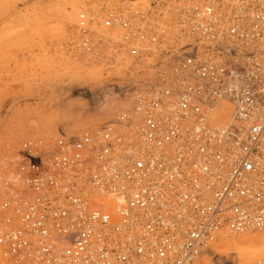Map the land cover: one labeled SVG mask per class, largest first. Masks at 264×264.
<instances>
[{
	"label": "built area",
	"instance_id": "2783aa9c",
	"mask_svg": "<svg viewBox=\"0 0 264 264\" xmlns=\"http://www.w3.org/2000/svg\"><path fill=\"white\" fill-rule=\"evenodd\" d=\"M114 5L102 7L95 24H114L126 35L97 34L82 16L84 28L77 26L62 49L108 63L159 51L171 75L139 96V132L128 116L96 139L85 135L71 153L63 146L53 165L80 171L89 192L78 183L48 182L39 158L30 181L38 197L0 200V247L20 263L201 264L218 231L264 226V0ZM223 103L233 107L232 124L214 130L213 113ZM143 142L149 149L134 158ZM118 155L127 158L117 167ZM115 182L124 188L113 189ZM128 188L137 191L117 206L122 227L110 226L120 220L115 207L116 222L88 203L89 194L108 201ZM51 231L73 245L64 262L46 240Z\"/></svg>",
	"mask_w": 264,
	"mask_h": 264
},
{
	"label": "rangeland",
	"instance_id": "374dc122",
	"mask_svg": "<svg viewBox=\"0 0 264 264\" xmlns=\"http://www.w3.org/2000/svg\"><path fill=\"white\" fill-rule=\"evenodd\" d=\"M98 1L0 0V156L15 157L13 161L8 159L7 164L11 165L9 168H15L14 176L21 183H27L30 178V165L36 157L51 159L59 151L60 142L77 139V134L81 138L83 132L86 134L101 128L111 119V116L109 119L103 116L95 120L93 99L87 94V89L92 83L121 84L117 79H108L120 75V69L62 49L81 9H93ZM149 61L144 59L140 62L145 64ZM124 64L123 61L122 66ZM93 67L99 74L97 72L94 77L82 75V69L88 71ZM146 67L150 66L146 64ZM120 95L123 97L122 92ZM89 108L92 111L87 110ZM91 122L94 124L87 126ZM83 125V131L75 130ZM1 178L3 184L13 182H8L4 174ZM5 185L7 189L0 193L3 200L11 199V190L16 195L21 194L20 183L16 187V184ZM1 251L4 254L3 249ZM2 256L17 262L13 257ZM205 257L202 264L211 256ZM215 258L206 264H236L231 259Z\"/></svg>",
	"mask_w": 264,
	"mask_h": 264
},
{
	"label": "bare ground",
	"instance_id": "6f19581e",
	"mask_svg": "<svg viewBox=\"0 0 264 264\" xmlns=\"http://www.w3.org/2000/svg\"><path fill=\"white\" fill-rule=\"evenodd\" d=\"M104 1L105 0L101 2V0H99L98 2H96V5L95 7L93 6L94 7L93 9L92 8L91 9L89 8L81 9L80 14H78L77 23L74 25L72 24L73 22L71 23L72 24L71 25L72 27L70 29L71 33L73 34L76 31L77 26H78V32H79V28H84L80 24L81 17L83 16L84 18H86L85 25L90 23L91 28L95 30L96 31L95 33L97 34H100V33L112 34V35L119 36V39L121 38L122 35H126L127 32L125 29L119 26H116L114 24L111 25L110 27H107L104 21L101 26L95 24V23L101 22L102 14H100V11L102 7L108 6L109 8L115 9L117 6L114 5V3H119L120 1H123V0H113L112 2L108 0V1H105V3ZM125 1H134V0H125ZM137 2L143 4L144 6L149 5V0H137ZM91 17L94 18V22H92ZM88 19H90L91 21L88 22ZM134 24H135L134 21L130 22V26L132 28H134ZM123 55H124V59L121 60L120 58L119 61L115 63L103 62L99 60V58L89 55L93 60L98 61L99 63L120 69L119 71L121 73L120 75H123V77L120 75H115V76L108 78L109 80H113V79L119 80V82H121V84L119 85L109 84L110 82L107 84H101V85H96L92 83L90 84V87L87 89V92H88L87 94H89L91 98L93 99L94 107L92 110L95 115V120H100L103 116L109 119L108 116H111V119L108 122H106L101 128H98V129L95 128L96 130L90 129L91 131L89 132L86 131L87 132L86 134H84L85 132H83L81 134L83 135L81 138L79 137L80 135L77 134L76 135L78 137L77 139L75 137V138H72V139L70 138L66 140V142H60L59 151L51 159H46L45 157H36L35 160L30 165L31 176L27 180V183L19 182L20 181V180L18 181L19 178L17 176H14L15 168L14 169L9 168L11 165L7 164V162L9 161L8 159H12L13 161L15 157L8 158V156H3V157L0 156V170H1L0 176L4 174V178H6L8 182L13 181L11 183H13L14 185L16 184L15 187L18 186L20 183V186L18 187H20L21 189V194L16 195L15 192L12 193V190L10 191L8 189L10 191L9 196H11V199H12L11 201H16L18 202V204H25L26 202L32 201L38 197V194L36 195L35 192L31 189L32 187L30 185V181L33 179L32 165L34 163H36L37 165L39 158H40V162L42 163L41 168H43L46 172L44 174V177L48 182L50 180H54L55 182L60 181L62 183L66 181H68L69 183H73V184L78 183L79 188H85L86 191L89 192V181H82L84 178L82 177L80 171H71V172L62 173V171H60L58 168H56L53 165L55 158L56 157L59 158L62 155L63 146L67 148V152L71 153L72 146L74 145V143L82 139L85 135H93L94 138L96 139V136H99L101 131L106 126L114 122H116L119 125L121 119L122 118L127 119L128 116L134 119L131 122L127 120L126 123L134 125L135 127L134 131L139 132V127L136 126L139 123L137 119L139 115H137V112H136V109L139 106V102H140V100L138 99L139 96L142 95L147 89L157 88L161 86L162 82L166 80L168 77H170L171 70L169 66H166L165 64L162 63V56L159 51L155 54H149V55H145L139 58L131 57L126 53ZM144 59H149L150 61L146 62L145 64L143 62H140ZM123 61L125 63L124 66H122ZM146 64L147 66L148 65L150 66L149 68L146 67L147 69L145 68ZM82 70H83L82 75H85L86 77H90V76L94 77L95 75H97V72H98V70L95 67H93L91 70L89 69L88 71L87 70L85 71L84 69ZM79 73H82V71ZM123 82L125 84H122ZM120 92L123 93V97H121L122 95H120ZM87 110H91V109L89 108ZM232 110H233V107H231L227 103H223L220 110L213 113L212 123H210L211 128L214 130L222 131V129L231 125L232 124V114H231ZM140 118L142 120V128H143L146 116H140ZM79 121L80 120H78L77 122L79 123ZM92 124H94V122L87 124V126H90ZM84 128L85 126L83 125L81 127L75 128V130L83 131ZM54 134H56V132ZM61 143H63L64 145H62ZM35 145H38V143H36ZM39 148L42 149L41 147ZM147 148L149 149V147L146 145L145 142H143V145L138 150H137V147H135L134 148L135 153H133V155H136V156H134V158L137 157V154L140 150H143L144 152L146 151ZM91 156L94 157V159L96 158L95 153H92ZM112 158L113 159L116 158V164L118 167V164L122 162L123 160H125L127 157L125 155H118V156H113ZM6 164L8 165L7 167H5ZM9 169L10 171H8ZM2 179L3 178L0 179V189H1L0 193L2 191L5 192L6 187H4V185L7 182L6 181L3 184L4 181H1ZM25 180L26 179L24 178L23 181ZM11 183H8V184L6 183V185H13ZM120 185H121V188H124L123 184H120L117 182H115L112 185V188L116 189L120 187ZM136 191L137 190L128 188L125 192L123 191L116 195H110L112 196V198L109 197L108 201H106L103 197L97 196L96 194H89L87 198L89 199L88 203L91 209H96L94 211H98L102 214H107L105 211H110L113 215V219L115 222L118 220V217L116 216L114 212V207L116 208V211L120 216V220L117 223H111L110 225L111 227L116 228V227H122L123 225V219L117 210V206L119 204L127 205L132 195L136 193ZM2 194H4V196L6 195L5 193H2ZM25 194H27V197L25 196ZM0 198L2 199L3 197H0ZM250 230H247V232L237 233V234L228 233L227 229L218 231L217 235L215 236V240L209 245V249L206 252V254L203 256V258L205 256H211L212 258L220 257L221 259L225 258V260L231 259L232 263L234 262L236 264H244L249 261L251 263L254 262V264L256 262H262V260L264 259V226L255 228V229H250ZM50 234H52L50 237H53V236L54 237L51 239H46V240L49 241L50 245L51 244L53 245L52 252L55 257V260L58 262H64L65 258L69 256L68 254L69 249H72L73 245H69L67 241H65V239H63L61 235L55 236V233L53 231H51ZM1 250L2 248L0 249V251ZM1 252H0V264H29L28 261H24L21 263L18 261L12 262L11 259L3 258L4 256L2 255L4 254H2ZM211 257L210 259L206 260V262H211L210 261L212 259ZM217 258L215 259L217 260ZM12 259H15V258H12ZM204 259H206V257ZM202 260H201V264L203 263ZM215 263H217V261H215Z\"/></svg>",
	"mask_w": 264,
	"mask_h": 264
}]
</instances>
